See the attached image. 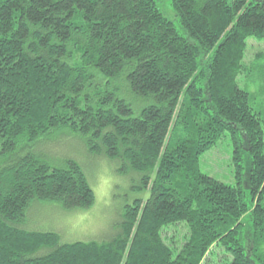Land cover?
I'll return each mask as SVG.
<instances>
[{"label":"trees","instance_id":"trees-1","mask_svg":"<svg viewBox=\"0 0 264 264\" xmlns=\"http://www.w3.org/2000/svg\"><path fill=\"white\" fill-rule=\"evenodd\" d=\"M170 4L182 33L154 0H0V264H264V121L237 83L264 0ZM226 134L234 185L199 169ZM73 139L149 190L109 240L29 231L38 204H94Z\"/></svg>","mask_w":264,"mask_h":264},{"label":"rangeland","instance_id":"rangeland-1","mask_svg":"<svg viewBox=\"0 0 264 264\" xmlns=\"http://www.w3.org/2000/svg\"><path fill=\"white\" fill-rule=\"evenodd\" d=\"M154 1L164 18L173 23L176 29L182 33L170 0ZM258 54L264 55V40L248 39L244 63L250 64ZM247 73L248 76L243 74L238 77V87L250 94L251 106L255 112L262 114L261 119L264 121V58L253 71ZM131 99L139 107L145 105L137 98L131 97ZM72 141L66 143L60 152L65 150L67 155L70 154V157L73 160L76 159L83 167L89 185L94 192V204L88 210L82 211H64L50 203L38 204V209L35 211L38 217L33 218L29 231H53L59 234L62 242L109 240L116 232L119 212L123 205L134 199H147L149 190L142 189L137 175L133 173L121 174L118 170L119 165L114 166L113 162L107 158L92 155V152H88L84 148L83 143H76L77 141L74 139ZM68 148L72 149L71 153H68ZM65 153H61L57 158L52 155V159H63L62 157L67 156ZM232 153L230 136L226 134L213 149L200 157V172L218 182L234 185ZM184 235L185 228L182 226L168 228L164 232L168 241L181 239ZM223 257L221 249H213L210 256L213 262L208 260V263L222 264Z\"/></svg>","mask_w":264,"mask_h":264}]
</instances>
